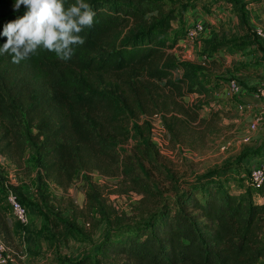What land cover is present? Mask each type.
I'll return each mask as SVG.
<instances>
[{"label": "trees", "instance_id": "obj_1", "mask_svg": "<svg viewBox=\"0 0 264 264\" xmlns=\"http://www.w3.org/2000/svg\"><path fill=\"white\" fill-rule=\"evenodd\" d=\"M14 2L0 0V31L25 11L21 7L15 12ZM71 2L66 0V5ZM85 2L96 12L95 21L80 33L85 43L75 47L71 60L61 61L43 49L19 65L11 62L10 55H0V157L18 166L26 151L34 155V194L42 201L47 198L44 181L66 188L76 174L86 173V200L104 214L101 193L88 174L115 166L116 144L127 136L126 116L143 114L152 105L162 110L163 125L174 144L188 127L181 117L184 108L175 101H162L158 109L153 82L164 81L171 95L183 88L199 96L209 91L197 80L193 63H172L166 55L179 39L175 33L172 43L160 40L172 14L163 15L152 0ZM130 25L132 34L123 37ZM5 42L0 36V46ZM174 74L178 79H172ZM198 108L186 116L195 118ZM215 114L199 119L198 125L208 129ZM0 184L24 205L22 189L8 184L1 168ZM195 189L191 184L176 204L121 234V241L104 242L102 249L111 248L132 264H259L264 259V185L247 194L208 185L202 201L195 197ZM6 206L0 203V235L8 240L13 217ZM110 237L119 236L115 232ZM59 264H90V260L82 257Z\"/></svg>", "mask_w": 264, "mask_h": 264}, {"label": "rangeland", "instance_id": "obj_2", "mask_svg": "<svg viewBox=\"0 0 264 264\" xmlns=\"http://www.w3.org/2000/svg\"><path fill=\"white\" fill-rule=\"evenodd\" d=\"M152 1L163 15L174 16L167 33L160 37L172 43L173 35L178 34L175 46L166 50L168 59L193 63L197 80L209 91L199 96L183 88L180 94L171 95L164 81H154L158 109L162 101H175L186 114L194 106L200 107L195 118L181 116L189 124L181 141L174 144L164 125V133H160L158 121L162 122L163 111L154 110L152 104L150 111L126 116L127 136L116 144L119 157L115 166L88 174L101 193L104 214L86 200V173L76 174L66 188L44 181L47 198L42 201L34 194L32 153L26 151L18 166L0 161L8 184L22 189L29 217L26 226L10 223V239L0 235L8 264H59L82 257L89 258L90 264H132L113 249H102L104 242L121 241L124 233L150 221L167 205L176 204L181 191L191 184H195V197L200 201L208 185L251 193L249 170L264 161V107L254 97L264 88V45L257 37V31L264 32V0ZM196 23L202 25L203 32L188 41L186 31ZM130 33L132 25L123 37ZM178 76L174 74L172 79ZM138 77L144 80L141 72ZM231 82L239 86L237 97L224 94ZM240 105L245 107L240 110ZM212 111L216 113L213 123L208 129L200 127L198 120L208 119ZM255 120L256 129L252 130ZM6 189L0 185L3 205ZM115 232L119 237H110ZM259 264H264V259Z\"/></svg>", "mask_w": 264, "mask_h": 264}, {"label": "clouds", "instance_id": "obj_3", "mask_svg": "<svg viewBox=\"0 0 264 264\" xmlns=\"http://www.w3.org/2000/svg\"><path fill=\"white\" fill-rule=\"evenodd\" d=\"M22 15L7 22L0 36L6 42L0 46V55H10L19 65L36 55L40 49L53 52L67 62L75 55V47L85 39L80 33L94 25L96 12L85 0H15L13 10Z\"/></svg>", "mask_w": 264, "mask_h": 264}, {"label": "built area", "instance_id": "obj_4", "mask_svg": "<svg viewBox=\"0 0 264 264\" xmlns=\"http://www.w3.org/2000/svg\"><path fill=\"white\" fill-rule=\"evenodd\" d=\"M202 32H203L202 25L200 23H196L191 28L187 29L185 38L188 41H193L195 38H197V36L202 34ZM257 37L264 45V32L257 31ZM224 94L231 97L239 96L240 95L239 86L235 82L229 83L227 87L224 89ZM254 97L255 99L261 101L264 107V88L259 89ZM243 107L240 105L238 106V109L242 110ZM158 122L161 128L160 133H164L162 122L161 121ZM256 122L257 120L251 123L250 127L252 130L256 129ZM5 160L6 159L3 158L2 162H5ZM262 185H264V161H261L257 165L252 166L249 170V175H248L249 188H251L252 190H257ZM4 197H5V202L9 207L10 213L13 217V221H15L16 223L22 226H26L29 223L28 210L26 206L20 202L17 194H15V192L7 188ZM8 262H9V258L7 256V250L4 245V242L0 238V264H8Z\"/></svg>", "mask_w": 264, "mask_h": 264}, {"label": "crops", "instance_id": "obj_5", "mask_svg": "<svg viewBox=\"0 0 264 264\" xmlns=\"http://www.w3.org/2000/svg\"><path fill=\"white\" fill-rule=\"evenodd\" d=\"M2 160H3V158L2 157H0V161L2 162ZM0 185H2V186H5V184H0Z\"/></svg>", "mask_w": 264, "mask_h": 264}]
</instances>
